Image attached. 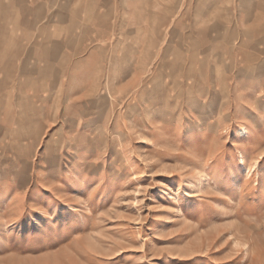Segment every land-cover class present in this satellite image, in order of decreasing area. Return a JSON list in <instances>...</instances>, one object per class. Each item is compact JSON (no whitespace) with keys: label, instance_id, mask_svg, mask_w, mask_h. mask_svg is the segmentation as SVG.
<instances>
[{"label":"rangeland","instance_id":"374dc122","mask_svg":"<svg viewBox=\"0 0 264 264\" xmlns=\"http://www.w3.org/2000/svg\"><path fill=\"white\" fill-rule=\"evenodd\" d=\"M215 2L73 11L68 53L87 62L63 113L0 130V264H264L263 83L209 82L229 49L186 40L224 20ZM212 85L232 97L213 106Z\"/></svg>","mask_w":264,"mask_h":264},{"label":"crops","instance_id":"0c3cea01","mask_svg":"<svg viewBox=\"0 0 264 264\" xmlns=\"http://www.w3.org/2000/svg\"><path fill=\"white\" fill-rule=\"evenodd\" d=\"M111 1L0 0V130L47 129L53 122L55 109L63 113L71 96L66 90L74 76L71 66L87 62L68 53L75 23L72 13L93 12ZM220 2L223 3V21L197 30L194 26L187 27L186 40H191L193 56L205 50L209 55V51L213 53L215 49H229L225 55L219 52L205 59V73L213 74V78L207 80L242 82L249 74L256 82L263 83L262 94L257 95L264 97V0ZM220 2H217V9ZM212 8L207 10V15L215 13V0ZM176 24V35H179L178 20ZM232 63L234 69L231 70ZM82 86L78 96L81 90L85 92V85ZM220 88L212 85L201 96L212 99L213 106L215 99L232 97L230 92ZM83 105L85 114L84 101ZM33 136L39 137L38 134ZM33 143L38 144V141Z\"/></svg>","mask_w":264,"mask_h":264},{"label":"bare ground","instance_id":"6f19581e","mask_svg":"<svg viewBox=\"0 0 264 264\" xmlns=\"http://www.w3.org/2000/svg\"><path fill=\"white\" fill-rule=\"evenodd\" d=\"M22 11V10H21ZM22 21V20H21ZM23 46V45H22Z\"/></svg>","mask_w":264,"mask_h":264}]
</instances>
